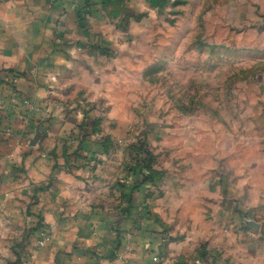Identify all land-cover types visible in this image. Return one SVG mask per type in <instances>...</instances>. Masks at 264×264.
<instances>
[{"label": "crops", "instance_id": "obj_1", "mask_svg": "<svg viewBox=\"0 0 264 264\" xmlns=\"http://www.w3.org/2000/svg\"><path fill=\"white\" fill-rule=\"evenodd\" d=\"M81 9L0 0V255L27 257L15 264H149L150 256L155 264H264L262 72L239 68L257 82L218 125L212 110L198 113L195 94L177 95V80L165 90V79L179 77L167 68L181 62L182 39L163 33L192 10L210 30L218 16L228 34L256 9L264 14V0H84ZM169 91L167 103L157 96ZM82 99L92 108L86 118L77 112ZM80 124L107 137L106 153H97L96 137L78 138ZM140 140L154 173L137 187ZM149 222L155 250L142 231Z\"/></svg>", "mask_w": 264, "mask_h": 264}, {"label": "rangeland", "instance_id": "obj_2", "mask_svg": "<svg viewBox=\"0 0 264 264\" xmlns=\"http://www.w3.org/2000/svg\"><path fill=\"white\" fill-rule=\"evenodd\" d=\"M217 20L218 16L213 15L210 20L207 21V25L211 27L210 30L206 27V19L204 21L202 18H200L197 24L194 21L192 10H190V12L186 11V15H182L178 19L180 26L177 29L166 28L163 30L166 39L170 36L172 37L173 31H175V33L177 32L176 38L182 39L181 46H179V48L177 49L175 48L174 54L178 56L176 58H181V62L179 61L180 63L177 62L174 64H168L167 68V70L176 71L177 74H179V77H175V80L165 79L164 87L165 90H167V87L172 89L174 83L173 81L177 80V82H179V92L175 90V92H178L177 95H179L180 98L183 100L185 97H188L184 94H195L194 98L198 103V113H202V115L204 116L207 111H209L208 113L213 112V122L216 121L218 125H220L219 123L222 120L221 116H224L226 112L232 109L230 106H232L234 102H242L243 99L248 98L247 96L251 98V89L253 90L252 82L256 81L255 77L248 79L247 74L240 73V67L246 69L251 67V71L254 70L262 72L261 78H258L257 81H259L261 85L264 86V63L259 66L256 65L252 67V65L258 58H264V37L262 38L264 34V14H261L260 11L256 9V12L246 16L245 26L242 27V29H230L228 34L227 32H223L221 31V29H219L220 24ZM204 22L206 31L201 30L204 26ZM197 25L198 31L195 34V32L192 30H194ZM190 26L194 28L188 30ZM159 32H161V29ZM226 38L230 43L229 46L221 47L219 45L220 40H224ZM189 41L200 44L202 42L204 43L208 41L210 43L213 42V45L212 48L197 47V51H192V48H189L185 45ZM238 41L241 44L239 46H243L241 52L245 51L247 53L243 52L244 56L236 58L234 57V55L239 51V49L236 47ZM259 42L260 45H258ZM254 45L258 46L262 50L252 51V49L250 48H252V46ZM228 56H232L233 58L229 60V62ZM187 60L194 62L193 64L191 63V65L194 67H190V64ZM233 74H235V76H238L235 77L233 76ZM227 83L230 88H228V93L226 91V88L228 87ZM221 90H223L222 93ZM169 92L170 95L169 93L168 95L167 93L165 95H160V93H157V96L159 98H164V102L167 103L170 97L172 96L173 91ZM260 98L264 101V92ZM168 113H172V107L170 108V110H168ZM229 114H231V112H229ZM135 227H137V230L141 229L140 224L133 223L132 229L134 230ZM142 231H145L146 233L151 235L152 240H150L149 238L148 241L151 246L154 245V248L152 250H155V248H157L156 245L158 241V238L156 237V235L158 234L157 225L153 222H149L143 227ZM30 245L32 247H36L40 245V241L34 238ZM137 245L138 244H136V246ZM148 251H150V249H148ZM204 256L205 241L202 240L199 242L198 245V259H204ZM14 257L16 258L13 259L12 257V259L8 260L11 257L9 256L7 258L6 253L5 255H0V264L2 263V261L4 262V260L6 264H15L16 260L18 259H27V257L24 258L22 256H19L18 253L14 255ZM155 263L156 257L150 256L149 264Z\"/></svg>", "mask_w": 264, "mask_h": 264}, {"label": "trees", "instance_id": "obj_3", "mask_svg": "<svg viewBox=\"0 0 264 264\" xmlns=\"http://www.w3.org/2000/svg\"><path fill=\"white\" fill-rule=\"evenodd\" d=\"M84 115H85V118H86V117H88L89 113L85 112ZM86 130L88 131L89 134H97L98 135V134L101 133L94 126L91 127V128H88L84 124H80L78 126V128H77V136L80 133H82V132L85 133ZM84 138H86V137H84ZM97 146L102 152L106 153L107 152V148H108V146H107V137L104 136L103 142L97 144ZM153 164H154L153 155H152V152H151L148 144L146 143V141L140 140L139 144L137 146L135 164H134V168H133V172H132L137 187L138 186H144V185H151L152 184V176H153V173H154ZM145 198H148V194H147V196H145ZM141 205L143 207L142 208V212H141V214L143 215V219L148 221V217L146 215H149L150 211H149V207H148V204H147L146 200H144L141 203ZM133 211H135V208H132V212Z\"/></svg>", "mask_w": 264, "mask_h": 264}, {"label": "built area", "instance_id": "obj_4", "mask_svg": "<svg viewBox=\"0 0 264 264\" xmlns=\"http://www.w3.org/2000/svg\"><path fill=\"white\" fill-rule=\"evenodd\" d=\"M84 0H55V2L59 3L61 5V7L63 8V12L66 13L68 11H71L73 13H77V14H81V8H82V2ZM91 105L84 99H82L81 101H79L78 103V109L77 112H80L82 114H84L85 112H90L91 111ZM83 117V116H82ZM86 133V134H85ZM82 132L78 135V138L83 139L84 137H96V143L99 144L101 142H103V138L104 135L103 134H89L88 131L86 130V132ZM99 155H103L104 152H102L99 148H98V152Z\"/></svg>", "mask_w": 264, "mask_h": 264}]
</instances>
